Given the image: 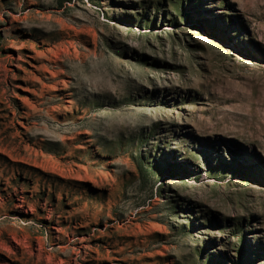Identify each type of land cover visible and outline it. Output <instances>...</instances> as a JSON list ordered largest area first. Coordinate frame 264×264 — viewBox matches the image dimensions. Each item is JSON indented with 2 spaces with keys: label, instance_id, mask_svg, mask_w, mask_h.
Returning <instances> with one entry per match:
<instances>
[{
  "label": "rangeland",
  "instance_id": "374dc122",
  "mask_svg": "<svg viewBox=\"0 0 264 264\" xmlns=\"http://www.w3.org/2000/svg\"><path fill=\"white\" fill-rule=\"evenodd\" d=\"M264 0H0V264H264Z\"/></svg>",
  "mask_w": 264,
  "mask_h": 264
},
{
  "label": "bare ground",
  "instance_id": "6f19581e",
  "mask_svg": "<svg viewBox=\"0 0 264 264\" xmlns=\"http://www.w3.org/2000/svg\"><path fill=\"white\" fill-rule=\"evenodd\" d=\"M260 80H262V82L264 83V73H263L262 76L260 77Z\"/></svg>",
  "mask_w": 264,
  "mask_h": 264
}]
</instances>
